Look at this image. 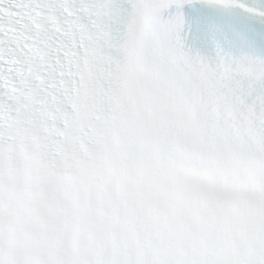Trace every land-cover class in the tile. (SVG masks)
I'll list each match as a JSON object with an SVG mask.
<instances>
[{
  "label": "snow or ice",
  "instance_id": "6c2138e0",
  "mask_svg": "<svg viewBox=\"0 0 264 264\" xmlns=\"http://www.w3.org/2000/svg\"><path fill=\"white\" fill-rule=\"evenodd\" d=\"M0 264H264V0H0Z\"/></svg>",
  "mask_w": 264,
  "mask_h": 264
}]
</instances>
